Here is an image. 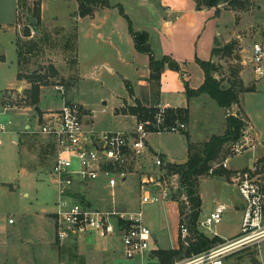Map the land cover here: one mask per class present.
Wrapping results in <instances>:
<instances>
[{"label":"rangeland","instance_id":"1","mask_svg":"<svg viewBox=\"0 0 264 264\" xmlns=\"http://www.w3.org/2000/svg\"><path fill=\"white\" fill-rule=\"evenodd\" d=\"M110 2L118 3L117 0ZM4 4L6 9L4 13H10V15L4 14V21L16 23L13 3L6 0ZM34 4H31L32 8H35ZM148 5L146 8L135 6L127 8V13L135 30L149 33L150 44L157 59L168 56L179 65V71L167 69L165 72L162 92L173 105L189 108L190 126L187 133L194 142H204L209 137L223 134L226 129L224 115L228 113H225L215 100L206 95L203 100H192L188 103L185 86L187 84L192 89L199 87L202 71L198 61L209 62L211 60L217 36L218 45L221 47L235 42L236 46L231 58H221V60L215 58V61L221 66L219 78L226 86H228L227 81L232 70L249 69L247 85L255 86L256 91L242 93L240 105L242 115L248 122L245 132L250 134L248 136H251L254 142L251 141L250 144L244 142V146L239 147L241 155L231 157L229 164L233 167L252 166L254 163L252 153L245 152V150L255 146L259 140L264 141V78L257 81L251 62L254 41L262 40L259 37L256 40L255 34L258 27L264 30V8L261 11L258 8V6H264V0H254L251 9L242 16L225 10V5H222L221 13L216 20L211 19V14L206 8L198 12V4L194 0H162L161 5L168 9L169 20L174 23L168 38L164 37L160 27L164 18L159 19L157 0H151ZM159 20L161 25H159ZM22 23L21 28L24 32L26 21ZM11 32L12 30L7 33L0 32V51L7 54V62L0 61V129H4L0 131V227H6V230L0 233V264H82V258L85 261L84 264H104L102 254L98 253L96 248L94 250L89 246L88 242L98 247L112 246L118 252V259L112 264H142L139 257L133 261L125 259L121 238L117 232L108 238H100L94 234L84 238L78 237L74 241L63 244L57 241V222L54 212L57 211L60 193L52 173L55 153L51 146V139L39 133L40 128L35 124L38 115L35 107L25 102V94L32 85L28 82L24 84L25 87L21 91L15 89L5 92L6 89L17 84V52L15 46V49L11 46ZM35 33L29 41L33 40L37 44H42V47L40 50L32 46L33 52L28 58L30 62L24 67V73L29 74L32 71L44 69L41 73L49 76L48 84L41 89L38 105L41 111L63 107V99L55 89L61 86L64 88L67 102L72 103L75 98L94 112L93 126L98 132L127 133L137 129V124L133 119L117 116L118 107L116 105L124 100H131L127 88L128 83L133 89L139 79L150 73L149 59L146 56H131L126 63L117 64L118 73L116 75H110L103 69V76L79 80L75 71L80 68L82 73L91 66L87 60L82 62V59L79 65L78 58L72 52L75 42L67 41L61 34L51 33L50 36L44 38L39 30L35 29ZM53 64L59 70L57 80H54L55 77L50 71ZM145 86L140 99L148 96L147 99L149 98V103L152 104L151 84L147 83ZM73 90H76L74 97L71 96ZM3 95L6 97V104L11 106L10 108L2 105ZM231 113L240 112L231 110L229 114ZM41 114L39 113L40 117L36 120L37 125L43 122ZM26 125L30 126V130L25 129ZM185 133L149 134L147 141L153 151L146 150L147 154L142 155L136 160L137 164L130 168L131 177L123 190V195L118 191L110 197L107 195L108 192L87 186V189L83 188L81 192L69 193V196L73 200H85L86 205L91 200V207L96 210L131 213L142 211L144 223L150 227L157 239V243L152 248L162 250L175 248L179 230L176 211L178 207L175 203L168 201L142 206V188L138 168L139 165L146 167L147 164H152L156 156L160 155L170 160L185 161L187 159ZM13 136H17L19 142L26 141V148L22 154L15 145ZM260 160L264 163V160ZM231 178L232 176L230 180ZM261 180L264 185V175ZM179 186V176L172 175L167 178V187L176 195L180 204H185L187 199L184 192L178 190ZM85 190L86 196L82 194ZM200 195L203 205L199 218V230L210 238L218 236L224 241L238 237L241 234L244 218V212L237 209V204L243 201L238 189L225 179L205 177L200 182ZM219 204L227 206L222 221L210 229L201 227L200 223L211 216ZM24 212L32 214L35 219L22 224L20 218L21 213ZM47 216L50 218L45 219ZM10 218L18 222L7 229ZM40 219L45 220L44 223ZM224 244L215 248L224 246ZM65 251L70 252L68 254L64 253ZM149 256L146 257L145 263L154 264V259ZM190 259L192 257L176 264L187 263ZM223 264H264V237L233 250L224 259Z\"/></svg>","mask_w":264,"mask_h":264},{"label":"built area","instance_id":"2","mask_svg":"<svg viewBox=\"0 0 264 264\" xmlns=\"http://www.w3.org/2000/svg\"><path fill=\"white\" fill-rule=\"evenodd\" d=\"M35 34V29L30 27V37ZM251 62L256 77L264 78V41L253 44ZM55 89L61 96L64 95L63 87L57 86ZM165 109H160L157 127L163 122ZM84 117L83 105L65 102L60 110L43 116V122L38 125L39 133L51 139L55 152L52 173L60 193L57 211L54 213L57 241L63 244L94 234L100 238H108L117 232L122 239L125 259L133 261L139 257L145 261L152 249L153 231L144 223L142 211L131 213L96 210L81 200H73L69 193L78 192L85 184L98 182L102 178L106 180L107 188L115 189L131 174L130 168L134 162L144 155L147 136L150 133L143 124H138L133 133H97L86 128ZM182 129L184 126L178 125L165 132H180ZM251 141L246 133L242 142L235 146V155L240 154L239 147L244 146V142L250 144ZM155 166L159 168L157 173L145 176L141 181L142 206L161 204L171 199V190L167 187V179L162 171L163 161L158 158ZM223 167L228 168V160L224 162ZM263 175L264 167L255 162L247 170L236 172L231 178L232 184L243 198L244 218L241 235L233 241L225 242L224 246L193 256L184 264H223L224 259L233 250L264 237V185L261 180ZM156 187L160 189L157 190ZM225 211L227 206L219 204L215 212L200 223L201 227L210 229L219 224ZM8 222L12 225L15 220L10 218ZM180 235L183 240L189 236L185 225L180 227Z\"/></svg>","mask_w":264,"mask_h":264},{"label":"trees","instance_id":"3","mask_svg":"<svg viewBox=\"0 0 264 264\" xmlns=\"http://www.w3.org/2000/svg\"><path fill=\"white\" fill-rule=\"evenodd\" d=\"M200 7L206 9H214L215 17H219L221 10L220 6L225 5V10L235 11L238 13L248 12L254 0H195ZM79 12L78 16L81 18L93 17L96 11L102 7H112L109 0H78ZM35 6L33 16L37 19L36 29L39 23V8ZM120 13L128 21L130 34L133 38L136 50L139 53L145 54L149 57L150 78L148 83L151 84V99L142 101L137 99L135 105H126L123 108L117 109V114L132 115L137 118L138 124H143L148 133L165 132L167 129L178 126L179 124L187 126L190 122L189 108H166L163 115V122L157 127L158 114L160 112L159 98L161 93V79L164 71L170 69L179 71V65L170 57L163 56L160 59L154 55L151 44L150 35L147 32L136 31L129 16H127L123 8H119ZM33 28V27H32ZM26 36L30 35L29 22L25 27ZM69 44V43H68ZM235 42L233 44L221 47L218 41L212 51V57L217 60L221 58H231L234 53ZM23 55V56H22ZM19 60L26 64V57L24 50L19 47ZM199 66L204 72V83L196 90L190 88L187 84L185 86L187 98L194 99L202 95H207L216 101L217 105L225 110H230L233 106H238V112L231 113L226 116V129L221 135L212 136L207 142L196 143L191 140L188 133L186 134L188 142V159L185 163L174 164L166 163L162 167V171L166 172L165 179L172 175L179 176L180 192H184L186 196V203L180 204L177 201L176 195L171 192V200L178 203L179 207V230L182 225H185L189 230V236L183 240L181 236L178 240V248L170 250L157 249L151 252L149 258L154 259V264H176L184 259L198 256L204 252L215 248L216 246L225 243L223 239L218 236L210 238L199 230V218L202 212V198L200 195V182L205 177H217L220 179H227L234 175L233 172L223 167L224 162L235 156L234 148L242 142L246 134L248 122L240 105V96L242 93L256 91L255 86L246 87L241 78V68L232 70L231 76L228 79V86L219 78L221 66L215 60L198 61ZM41 70V69H40ZM32 71L29 74H19L18 79L27 80L31 85V89L26 92L25 102L31 106L38 108L40 103L41 89L48 84V77L43 70ZM50 71L54 80L58 79V71L55 67H51ZM130 95L134 92L131 85L128 83ZM147 102L148 105H145ZM4 105L7 106L6 100ZM162 158V156H160ZM163 159V158H162ZM164 160V159H163ZM163 177V180H164ZM70 251L64 253L69 254ZM76 257V256H75ZM82 264L85 263L81 259Z\"/></svg>","mask_w":264,"mask_h":264},{"label":"crops","instance_id":"4","mask_svg":"<svg viewBox=\"0 0 264 264\" xmlns=\"http://www.w3.org/2000/svg\"><path fill=\"white\" fill-rule=\"evenodd\" d=\"M110 1H112V0H109V2ZM117 1H118V3H116V4H112L110 2L111 6H112L110 8H108V7L99 8L93 17L81 18L78 16V12H79L78 0H9L10 3H13V8H14L13 14L16 17V23H14V22L9 23V22L4 21V19H3L4 14L10 15V13H4L6 11L5 4H4L6 2V0H0V32L4 31V33H7L8 31L12 30V32L10 34L11 35L10 36V42H11V46L13 48L15 46V48H16V49L15 48L14 49L17 52V64H18L17 65V71H16L17 84L10 89H6L5 92L6 91H14L15 89H17L18 91H21L23 89V87H25L24 84L28 83V81L25 79L19 80L18 75L19 74H25L24 73V67L27 66V64L30 62V60L28 58H29V56L32 55V52H33L32 46H35L40 50L42 47V44H39V43L37 44V42H33V40L29 41L31 38L30 35L26 36V33H25L26 31L24 30V32H23V30L21 28V26H23L22 22L26 21V24L28 22L30 24V19H32L34 22V25H30V27H33V28L36 27V22H38V21L33 16L34 8H32V6H31L32 3H35L34 6H37L36 8H39V19L38 20H39L40 25L36 28V30H39V32L41 34H43L44 38L50 36L51 33H56V34H61L62 37H65L67 41H72V43L75 42L73 45L72 52L78 58L79 65L81 64V61L82 62H84V60L88 61L89 66H91V67H89L88 70H84L81 73L80 68H79L75 71V73L78 74L77 78L79 80L80 79H89L90 77L94 78L97 76H103V72H104L103 69L106 70L108 72V74H110V75H116L118 73V71H117L118 67H116L117 64L126 63V60H128L131 56L139 57V55H144L147 57V59H149V57L147 55L139 53L136 50L133 38H132L130 31H129L128 22H127L126 18L120 13L119 8H123L125 14L127 16H129L127 13V8H130V7L133 8L134 6L136 8H140V7L146 8L147 6H149L148 3H151V0H117ZM161 1L162 0H157V2H158L157 12L159 13L158 14L159 19H162V17H163L164 20H163L162 25H161L160 20L158 22H160L159 25H161L160 27L163 30L162 32L164 33V37L168 38L167 36L169 35V32L173 28L174 23H172V21L169 20V17H168L169 11L167 8H165L163 5H161ZM201 8H202L201 10H198V8H197V11L199 12V11H202L203 9H205L204 7H201ZM258 8L261 11V10H263L264 6H258ZM208 10L211 14V16H210L211 19H213V18L215 20L218 19V17H215V10L214 9H211V10L208 9ZM9 11L11 12V8L9 9ZM230 12H232L233 14H237L239 16L240 15L242 16V14L247 13V12L238 13L235 11H230ZM136 31H139V30H136ZM263 32H264V30H261L260 27H258L256 29V34H255L256 40L258 37L262 38V40L261 41H254V43L264 41V33ZM218 35H219V33H218ZM163 40H164V38H163ZM216 41H218V36L215 39V43H216ZM150 42H151V37H150ZM21 46L24 50V56L26 57V61H27L26 64L24 63V61L19 60V58H20L19 47H21ZM214 47H215V45H214ZM80 59H82V60L80 61ZM211 60H215L214 57H212ZM0 61L7 62V54H5L4 51H0ZM53 65H54V67H56L55 69L57 71H59L57 66L55 64H53ZM243 65H244V67L246 66L245 61H244ZM248 70H249L248 68L242 69L240 75H241V78H242L245 86L251 87V86L247 85ZM166 71H167V69L164 71V73L162 75V79H161V93H160V98H159V106H160V108H184V107L179 106V105H173V103L167 98L166 94H164V92H162L163 78H164ZM201 71H202V75L200 77L199 87L204 83V80H205L204 72L202 69H201ZM149 78H150V73L148 75H146V77L139 79V81L136 82V84H135V88H133L134 89V95L131 96V100H129V101L124 100L123 102H120L119 104L116 105L118 107L117 109L123 108L126 105H129V106L135 105L136 100L140 99V97L142 95V91H144V87H146L145 85L148 83ZM258 80H259V78H257V81ZM198 88H196V89H198ZM196 89H194V90H196ZM75 93H76V90H73L71 96L74 97ZM185 94H186V89H185ZM143 97H144V95H143ZM147 97H145V98L147 99ZM204 97H205V95H202L198 98H194V99H190V100L187 98V101L189 103L192 100H194V101L198 100V99L203 100ZM61 98L63 99V102H64L62 104V106H63L65 104V102L67 103V101H66L64 95L61 96ZM145 98H143L142 100H146ZM4 100H6V97H4V95H3L2 105H4ZM73 101L76 103H80L85 108V117L84 118H85L86 128L88 130H93L94 132L98 133V130H96L93 126L94 112L91 111L90 109H88L84 104H82L81 101H77V99H75V98L73 99ZM144 104L148 105L145 102H144ZM61 108L49 109L47 111H41L40 110L39 112L37 111V108H35V110H36L38 115H39V113H42L41 116L43 118V116L47 115L48 113L53 112V111H58ZM223 110L225 113H229L231 110H233V111L238 110V106L235 105L230 110H225V109H223ZM38 115H37V118L35 119L36 126H38L36 120L38 119V117H40ZM227 115L228 114H226V116ZM117 116L124 117V118H131L138 125V121H137V118L135 116L122 115V114H119V115L117 114ZM226 116L224 115L225 119H226ZM183 126H184V130H181V131H184L187 133V130L190 126V122H189L188 126H185V125H183ZM25 129L30 130V126L26 125ZM99 133H101V131ZM127 133H133V132H127ZM181 133H183V132H181ZM246 133L249 134L248 132H246ZM249 138L254 142V139L251 138V136H249ZM209 139H210V137L208 138V140ZM13 140H14L15 145L18 146L19 151L22 154L26 148V146H25L26 141L22 140L21 142H19V139L17 136H13ZM191 140L193 141L192 137H191ZM208 140H206L204 142H207ZM204 142L198 141L196 143H204ZM49 144L51 145L50 142H49ZM146 150L153 151V148L148 144L147 140H146ZM146 150L144 152V155L147 154ZM247 151L252 153L251 156H252L254 163L255 162L261 163L260 159L264 160V141H260V140L257 141V143H255V148H249L245 152H247ZM187 152H188V142H187ZM160 156H156V160L158 158L161 159L163 161L164 165L166 163L182 164V163H185L188 159V155H187V159L183 162L175 161L173 159L170 160L165 156H162V158L164 159L163 160ZM54 157H55V155H54ZM156 160L150 165L147 164L146 167L139 165L138 171H140V182L142 181V179L145 176H150V175H152V173L159 170V168L155 166ZM136 164H137V162L135 161L134 165H136ZM261 164L264 167V163H261ZM249 167H251V166L245 165L242 167H233V166H230L229 160H228L227 170H229L235 174L236 172L247 170ZM130 175L128 176V178L126 180L123 179L116 186L115 189L107 188L106 180H104L102 178L98 182L85 184L82 188H80L79 192H81V190L83 188L87 189V186H88L90 188H93V189H96L99 191H105L106 193L108 192L107 195H109L110 197L115 195L118 191L121 192L123 195V190L125 189V186L127 185V183L130 180L129 179L131 177ZM225 180L232 184L231 180L230 181L227 179H225ZM82 194L84 196H86V194H87L86 190ZM89 196H91V195H89ZM81 201L85 202V200H81ZM89 201L90 202L88 205L92 206L91 200H89ZM168 202L175 203L178 207V204L176 202H173V201H168ZM237 209H240L242 212H244V205H243L242 201H241V203L237 204ZM176 211H177V216H178V228H179V226H180L179 225V218H180L179 207L177 208ZM32 216H33L32 214L27 213V212L21 213V218H20L21 221L20 222L22 224H24L28 221H32L33 219H35ZM47 218L49 219L50 217H48V216L45 217V219H47ZM40 220L42 221V223H44V221H45L43 219H40ZM17 222H18V220H16V219H15V223L12 225H10L8 222L9 227H7V229H10V226L11 227L15 226L17 224ZM3 230L5 231L6 227H3V228L0 227V233H2L1 231H3ZM118 235L121 238L119 233H118ZM180 236H181L180 230H178V232H177V246L173 249L178 248V240H179ZM238 237H236L232 240L225 241V242L233 241V240L237 239ZM121 242H122V239H121ZM30 243H32V242H30ZM88 243H89V246H91L94 250L96 248L98 253L102 254L104 264H112L113 262L117 261L118 252L116 250H114L112 248V246L105 245V246H99L98 247L93 243H90V242H88ZM156 243H157V239L153 233V245ZM121 245H122V249H123V253H124L123 244H121ZM153 245H152V247H153ZM154 250H157V249L152 248L148 255H150L151 252ZM145 262L146 261L142 260V264H146Z\"/></svg>","mask_w":264,"mask_h":264},{"label":"water","instance_id":"5","mask_svg":"<svg viewBox=\"0 0 264 264\" xmlns=\"http://www.w3.org/2000/svg\"><path fill=\"white\" fill-rule=\"evenodd\" d=\"M202 8L200 7V6H198V10H201ZM30 25H34V22H33V20L32 19H30ZM37 111L39 112L40 111V109L39 108H37ZM93 139V138H92ZM156 189L157 190H159L160 188L159 187H156Z\"/></svg>","mask_w":264,"mask_h":264}]
</instances>
